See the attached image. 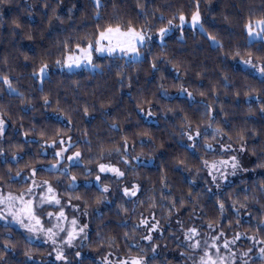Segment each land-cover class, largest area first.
<instances>
[{
  "label": "trees",
  "instance_id": "trees-1",
  "mask_svg": "<svg viewBox=\"0 0 264 264\" xmlns=\"http://www.w3.org/2000/svg\"><path fill=\"white\" fill-rule=\"evenodd\" d=\"M64 1L0 3L1 188L24 190L17 173L36 169L37 179L58 182L60 196L81 205L91 255L69 264L139 256L146 264H200L205 251L216 264H264V76L233 63L264 64V43H249L246 33V25L264 21V0H99V6L68 0L63 8ZM197 10L203 31L186 29L181 37L153 42L140 61L103 58L94 73L52 70L104 27L154 32ZM45 64L49 74L39 87L34 75ZM59 141L80 153V164L66 175L41 168L56 160L43 155L46 145ZM242 146L257 173L213 182L202 161ZM107 162L124 176L97 171ZM98 173L101 179L92 182ZM133 185L136 195H125ZM192 228L198 234L186 240ZM147 235L151 241L143 239ZM45 253L0 224V264H36Z\"/></svg>",
  "mask_w": 264,
  "mask_h": 264
},
{
  "label": "snow or ice",
  "instance_id": "snow-or-ice-1",
  "mask_svg": "<svg viewBox=\"0 0 264 264\" xmlns=\"http://www.w3.org/2000/svg\"><path fill=\"white\" fill-rule=\"evenodd\" d=\"M0 3H3V0H0ZM97 6H99V0H96ZM59 17H57L58 19ZM181 27H183L185 23V17L184 15H180L179 17ZM192 23L193 26H196L200 24V15L199 11L195 12L192 15ZM173 22L172 20L168 21L167 28H161L159 29V35L161 41H163V38L167 35L168 31L170 30ZM19 27V25H17ZM201 31H203V25L200 24ZM257 28L259 31L253 28L251 24L246 25V29L248 32V36L251 38L254 35H262L264 34V21H258L257 22ZM146 29L142 28L141 30L137 31L136 28L129 25L127 28H124L123 26L117 24L115 26L109 25L107 27H104L102 30L98 31V35L96 36L94 41H89L88 45L86 47H81V45L78 43L76 45V52H69L71 54H68L65 59L60 60L58 59L56 63L58 65H61L62 67H66L68 69H72L73 67H80L82 63H87L88 65H92L93 60V52L98 54H104L107 53L108 56H113L116 53H120L121 58L123 57H130L132 60H136L141 56V49L145 46V44L152 40V37L147 34ZM31 38V37H29ZM210 40L215 42V37L209 35L208 37ZM78 53V54H77ZM246 64H251V60L244 61ZM153 68H155V65H153ZM260 73L262 76H264V64H262L259 68ZM47 72V65H43L40 68V76L43 78L46 75ZM3 82L5 85H8L9 89L11 90V82L8 79V77H3ZM48 103L47 98H45V104ZM85 113H87V109H85ZM149 115H151V111H149ZM3 120H0V135L3 134L4 128H3ZM210 127V125H209ZM186 134V133H185ZM201 135L200 131L197 130L196 137H199ZM215 135V133H214ZM243 139V137H241ZM69 140L71 138L69 137ZM188 140L192 141L194 140V137L190 134H188ZM61 144H63V141H61ZM55 146V142H53L52 145H49V147ZM69 147H71V144H69ZM194 147V145H193ZM206 147L210 148V145H206ZM231 147L230 145L228 146ZM126 149V145H125ZM68 149L62 148V151L56 152V164H52L51 168L56 169L57 164L60 163V160L62 159V153L66 152ZM223 150V149H222ZM240 151H245V148L242 146ZM3 154V149H0V155ZM80 153L76 152L75 157H79ZM74 157L69 156L67 159L69 161H72ZM14 160H18L19 157H13ZM127 163V161H125ZM204 167L208 169V175L212 177L213 182H216L217 177L214 175V172H220L222 177L226 179V174L224 173L223 169L224 166L229 164V161L222 160L219 162H212L209 163V161L204 160L202 161ZM264 167V165H261ZM240 167L239 161H237L236 157H231V168L233 169L232 174H235V171ZM101 172L105 171H111L113 172L116 177H122L124 176V173L120 171L118 168L111 167L108 168L105 165L101 164L99 166ZM36 169H32V176L34 177L36 175ZM65 175L67 172L65 171ZM20 173H17V176H19ZM101 177L98 175L96 177V180L99 181ZM72 180L75 181V177H72ZM44 186L47 187V192L49 193L48 197H44L41 195V202H43L45 199H47L49 202L54 201L57 205L60 204V200L56 199V196L54 194V190L50 184H48L47 181H44L42 185L36 184V181L33 179L32 186H30L26 193H21L19 196L13 195L12 193H8L7 196L0 193V206H3L7 208V215L12 217V220L18 223L22 228L26 229L28 232L36 234V233H45L47 240L51 241L53 245L57 243V237L59 233L57 231H54V228H58L59 232L67 231L65 228L60 227L59 224L53 225V227L44 228L42 221L40 217L37 215L35 211V203L32 199H26V196H29L33 193V187L35 188H43ZM136 185H133V190L129 192L127 188L124 189L125 195H136ZM103 193L109 192V188L105 186L102 189ZM99 202V201H98ZM224 205L220 204V209L223 211ZM49 217H51L53 214L48 213ZM6 218V215L4 214L2 208H0V220H4ZM67 217L65 216L63 210L60 211V213L57 216V220H66ZM141 225H147L146 220H141ZM71 224L75 226L77 224L76 219H72ZM84 227H87L86 225ZM157 225H152V230H155ZM211 227V225H209ZM84 229L80 228L79 232H83ZM197 230L195 228L189 229L188 232L185 233V239L191 240L193 236L197 235ZM76 231L75 228L73 231L67 232V238L64 241V243H67L69 246L72 245V241L76 238ZM239 236H237V239ZM143 239L151 241L152 236L147 235L144 236ZM228 242H225V247H227ZM194 250L198 249L200 246V242L196 241L195 243L190 245ZM155 245H153L152 250L155 252ZM212 247H215V244L212 245ZM55 250V249H54ZM219 249H217V252ZM262 254H264V249H261ZM27 255V253H26ZM77 256L80 255L79 252L76 253ZM2 258V257H0ZM56 259L57 260H64L65 256L63 251L57 250L56 251ZM120 264H146L144 257L139 256L136 258H133L130 262L128 260L121 261ZM200 264H216V261L212 258V255L209 251H205L204 255L201 257Z\"/></svg>",
  "mask_w": 264,
  "mask_h": 264
},
{
  "label": "rangeland",
  "instance_id": "rangeland-1",
  "mask_svg": "<svg viewBox=\"0 0 264 264\" xmlns=\"http://www.w3.org/2000/svg\"><path fill=\"white\" fill-rule=\"evenodd\" d=\"M92 1L97 6L96 0H92ZM69 2L70 1H68V0H65L64 2H62L63 8H67V6H69V4H70ZM257 22L258 21H255V22L251 23V25L253 26L254 29L259 31V29L257 28ZM167 27H169V26L167 25L164 28H167ZM186 29H191L192 31L201 30L200 24L193 26L192 17L188 20L185 18V23H184L183 27H181L180 20L178 18L177 22L172 24L167 35L163 38V41H161V39H160L159 31H154V32L147 31V34L152 37V40L148 41L145 44V46L140 50L141 56L136 60H132L130 57H123V59L126 62L140 61V60L145 58V56H146L145 49L151 43L157 42L159 44H162V43H164V40L166 38L170 37L171 35H176L177 37H181L184 30H186ZM137 31H139V30H137ZM246 33H247V38H248L249 43H252V42L264 43V34L259 35V36L254 35L253 37L250 38L248 36L247 29H246ZM94 40H92V41H94ZM210 42H211L212 46L217 45L216 41L213 42L212 40H210ZM88 43L89 42H87L85 45H83L81 47H86L88 45ZM73 52H76V49ZM69 54H71V53H69ZM113 57H121V55H120V53H116L113 56H108L107 53L98 54V53L93 52L92 65H88L87 63H82L80 67H78V68L73 67L72 69H68L66 67H62L61 65H57V66L53 67L52 70L64 71V72L88 71V72L94 73V72L98 71V61H100L103 58H113ZM247 60H251V59L234 60L233 63H234L235 67L240 68L242 70H246L256 77H260V78L263 77L259 71L261 64L254 62L252 60H251L252 61L251 64L244 63V61H247ZM48 74H49V68H47L46 75L43 78H41V76H40V70L38 73H36L34 75L39 87L41 86L42 80L44 78H46L48 76ZM0 120H3V118L1 117V114H0ZM3 122H4V124H3V128H4L5 127V121L3 120ZM59 142H60L59 146L49 147V145L53 144V143H50V144H47L45 149L43 150V155L51 154V155L55 156L56 152L62 151V148L68 149L66 152L62 153V159L60 160V163L57 164V168L56 169L51 168V165L56 164L57 160H55L51 163L42 165L41 168L46 170V171L58 172L60 174H64L66 171L68 174L70 172V168L72 166L80 164V157H75L76 152H72L70 150L68 142H66V143L63 142V144H61V141H59ZM55 145H56V143H55ZM240 149L241 148H239V151H236V149L232 148L226 154L221 155L218 160H214L216 162H219L222 160L229 161V164L224 166V169H223L224 173L226 174V179L224 178L225 183H232L236 180L245 179V178H248L252 175H255V173H257L251 169V163H253V162L247 157V155L243 151H240ZM217 152L223 153L221 150H217ZM69 156L74 157L72 161H69L67 159ZM233 156L236 157L237 161H239V164H240V167L235 171L234 175L232 174L233 169L231 168V157H233ZM134 159H136V158H134ZM125 161H127V160H125ZM210 163H212V162H210ZM103 165H105L108 168L114 167L111 164H109L108 162L103 163ZM97 171H99L103 175H106L107 173L114 174L111 171L101 172L99 167H98ZM207 171H208V169H207ZM100 173H98L96 175V177L98 175L101 177ZM213 174L216 175V177H222L220 172H214ZM96 177L93 179L92 182H96V183L99 182L96 180ZM17 179L20 182H25L27 184V186L24 190H22L20 192H13V191H8V190H3L0 186V193H2L5 196H7L8 193H12L13 195L19 196L21 193H26L28 188L30 186H32L33 179L36 181V184H38V185H42L43 182L45 181V180L37 179L36 176L33 177L32 176V170H30L27 173L20 174L17 177ZM47 182H48V184H50L52 186V188L54 190V194L56 196V199L60 200L59 205H57L54 201L49 202L47 199H45L43 202H41V195H43L44 197L49 196V193L47 192L46 186H44L43 188L33 187V193L29 196H26L25 198L26 199H32L34 201V203L36 205L35 211H36L37 215L40 217L44 228L53 227V225L59 224L60 227H63L67 230L64 232H59L58 228L53 229L54 231H57L59 233V235L57 237V243L55 245H53L51 241L47 240L45 233L33 234V233L28 232L26 229L22 228L18 223H16L15 221L12 220L11 216L7 215V208H5L3 206H0V208H2L4 214L6 215V218L4 220H0V224L5 225V226H10L16 230L21 231L24 234V236L26 237L28 242H30L32 244L40 245L46 249L45 256L43 258L37 259L35 261L36 264H44V263L45 264H49V263H52V264H69V263L73 262L74 260L81 258L84 255L90 256L91 254L84 247L86 244V240H87V230H88V220H87L86 212L81 208L80 204H78L76 202H72V201L67 200V199L60 196L58 182H56V183L49 182V181H47ZM72 186H76V184H73ZM61 210H63L67 219L58 221L57 216ZM48 213H52L53 215L51 217H49ZM72 219L77 220V224L75 226H73L71 224ZM85 225L87 227H84ZM74 228H75L77 235H76V238L72 241V245L69 246L67 243H64V241L67 238V232L73 231ZM80 228H83L84 231L79 232ZM57 250L63 251L64 256H65L64 260H57L56 259V251ZM77 252L80 253L79 256L76 255ZM132 259L133 258H127V259H122V260L116 261V262L114 261L112 263L113 264H120L121 261L128 260L130 262ZM144 259H145V256H144ZM106 264H109V261H106Z\"/></svg>",
  "mask_w": 264,
  "mask_h": 264
}]
</instances>
